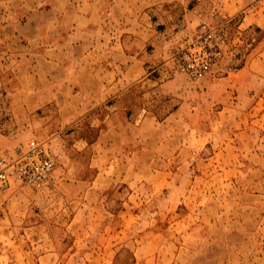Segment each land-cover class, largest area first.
Listing matches in <instances>:
<instances>
[{
  "label": "crops",
  "instance_id": "obj_1",
  "mask_svg": "<svg viewBox=\"0 0 264 264\" xmlns=\"http://www.w3.org/2000/svg\"><path fill=\"white\" fill-rule=\"evenodd\" d=\"M154 1L0 0V41L6 51L0 62V115L9 113L12 120L7 128L0 124V144L31 135L47 140L59 160L57 193L49 203L96 206L99 216L88 212V218L98 219L108 212L117 187L134 196L131 203L142 200L143 188H175L171 161L191 151L185 142L178 144L185 137L176 134L177 123L188 122L189 102L182 97L163 113L156 103L134 100L141 83H149L142 87L144 97H154L155 85L162 91L157 96L178 95L160 65L162 50L148 51L157 40L153 21L147 19ZM252 1H227L230 8L222 14L232 16L246 7L241 26L259 24L264 0ZM156 68L161 73L154 79ZM237 77L246 78L249 89L264 81V49L252 48L241 67L218 78L228 104L220 112L237 104ZM255 102L264 104V97ZM204 127L195 133L198 141L208 132ZM160 158L165 159L162 166ZM15 200L10 196L0 211V264L15 263L20 252L26 259L31 248L23 242L34 224L31 206L18 208ZM35 228L38 238L54 235ZM41 246L36 242L32 248ZM39 251L44 259L58 248Z\"/></svg>",
  "mask_w": 264,
  "mask_h": 264
},
{
  "label": "rangeland",
  "instance_id": "obj_2",
  "mask_svg": "<svg viewBox=\"0 0 264 264\" xmlns=\"http://www.w3.org/2000/svg\"><path fill=\"white\" fill-rule=\"evenodd\" d=\"M227 1L232 2L156 0L149 9L151 18L146 15L153 21L157 39L155 46L148 45V51L162 50L165 59L160 65H164V76L172 80L178 95L157 96L162 91L155 85L154 97H144L142 87L149 83H141L134 100L144 105L156 103L163 113L182 97L189 102L188 122L177 123L176 134L185 137L178 144L190 146L191 151L171 161L175 188H143L142 200L131 203L129 198L134 196L126 195L123 186L117 187L106 206L108 212L89 219L88 212L99 216L101 210L89 204L49 203L57 193L54 180L59 160L47 140L31 135L1 142L0 157L14 159L38 144L56 162L50 178L41 185L13 176L0 194V211L10 196H16L18 208L25 203L31 206L34 224L23 239L31 248L26 259L20 252L13 264H40L42 260L45 264H264V104L255 102L264 97V81L251 84L249 89L247 79L237 77V104L223 112L222 85L216 82L241 67L252 48L264 49V12L261 23L241 26L247 8L225 16L223 10L228 13L230 8ZM261 5L263 10L264 3ZM204 26L214 28V39L224 53L209 71L192 76L180 67L179 59L184 50H195L192 41ZM5 54L0 41V62ZM160 73L156 68L152 77ZM11 123L9 113L0 115L1 127ZM204 124L208 132L198 141L195 133L204 132ZM164 161L160 158L159 165ZM36 225L54 235L38 238ZM36 242L42 246L32 248ZM52 246H57L58 252L43 259L39 249Z\"/></svg>",
  "mask_w": 264,
  "mask_h": 264
},
{
  "label": "built area",
  "instance_id": "obj_3",
  "mask_svg": "<svg viewBox=\"0 0 264 264\" xmlns=\"http://www.w3.org/2000/svg\"><path fill=\"white\" fill-rule=\"evenodd\" d=\"M204 27L205 30L192 41L196 46L195 50H184L179 59L180 67L192 76H201L209 71L224 53L214 39V28ZM55 166L54 156L38 144L21 151L14 159L0 157V194L13 176L30 184L41 185L50 178Z\"/></svg>",
  "mask_w": 264,
  "mask_h": 264
}]
</instances>
